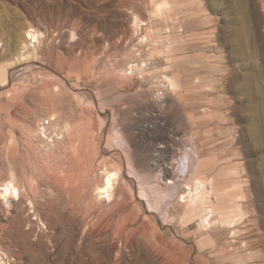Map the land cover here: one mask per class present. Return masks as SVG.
Wrapping results in <instances>:
<instances>
[{"label":"rangeland","instance_id":"obj_1","mask_svg":"<svg viewBox=\"0 0 264 264\" xmlns=\"http://www.w3.org/2000/svg\"><path fill=\"white\" fill-rule=\"evenodd\" d=\"M0 264H264V0H0Z\"/></svg>","mask_w":264,"mask_h":264},{"label":"bare ground","instance_id":"obj_2","mask_svg":"<svg viewBox=\"0 0 264 264\" xmlns=\"http://www.w3.org/2000/svg\"><path fill=\"white\" fill-rule=\"evenodd\" d=\"M186 156H188V155H186ZM188 158V157H187ZM187 160V159H186ZM191 161V158L189 157L188 158V161L187 162H190ZM192 162H190V164H191ZM161 175V174H160ZM114 177V175L113 174H110V175H108L107 177H106V179H105V183H104V186L103 187H101L100 188V192L101 193H104V195H105V193H108L109 192V190L112 188V178ZM159 178V177H158ZM3 192L6 194V193H11V194H13V195H17L18 194V188L12 183V182H10V183H8V184H6V186L3 188ZM4 194V195H5ZM225 260V259H224Z\"/></svg>","mask_w":264,"mask_h":264}]
</instances>
